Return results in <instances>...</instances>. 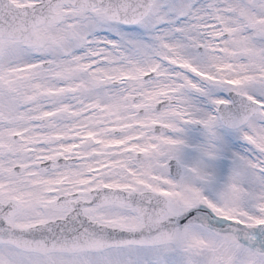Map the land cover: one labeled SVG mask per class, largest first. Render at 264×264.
Wrapping results in <instances>:
<instances>
[{
    "label": "snow or ice",
    "instance_id": "6c2138e0",
    "mask_svg": "<svg viewBox=\"0 0 264 264\" xmlns=\"http://www.w3.org/2000/svg\"><path fill=\"white\" fill-rule=\"evenodd\" d=\"M0 264H264V0H0Z\"/></svg>",
    "mask_w": 264,
    "mask_h": 264
}]
</instances>
